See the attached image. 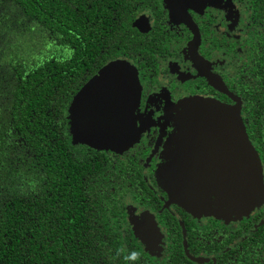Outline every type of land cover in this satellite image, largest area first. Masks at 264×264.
Here are the masks:
<instances>
[{
  "label": "trees",
  "instance_id": "trees-1",
  "mask_svg": "<svg viewBox=\"0 0 264 264\" xmlns=\"http://www.w3.org/2000/svg\"><path fill=\"white\" fill-rule=\"evenodd\" d=\"M115 3L0 0V264H164L126 228L125 162L72 143L74 97L137 50Z\"/></svg>",
  "mask_w": 264,
  "mask_h": 264
},
{
  "label": "flooded vegetation",
  "instance_id": "flooded-vegetation-1",
  "mask_svg": "<svg viewBox=\"0 0 264 264\" xmlns=\"http://www.w3.org/2000/svg\"><path fill=\"white\" fill-rule=\"evenodd\" d=\"M115 4L111 11L132 14L125 44L137 50L123 59L138 70L140 133L123 153L100 152L105 163L126 164L117 181L126 228L145 238L146 244L136 240L159 263L264 264V203L241 218L196 216L173 202L157 178L175 154L177 106L205 98L239 109L264 180V0Z\"/></svg>",
  "mask_w": 264,
  "mask_h": 264
},
{
  "label": "water",
  "instance_id": "water-1",
  "mask_svg": "<svg viewBox=\"0 0 264 264\" xmlns=\"http://www.w3.org/2000/svg\"><path fill=\"white\" fill-rule=\"evenodd\" d=\"M140 95L133 63L123 58L108 62L71 103L72 143L98 151L128 150L139 140L135 112ZM177 107L175 154L157 174L171 200L196 216L215 212L225 219L247 216L260 207L262 163L239 109L205 98H191ZM135 236L146 244L136 231Z\"/></svg>",
  "mask_w": 264,
  "mask_h": 264
}]
</instances>
